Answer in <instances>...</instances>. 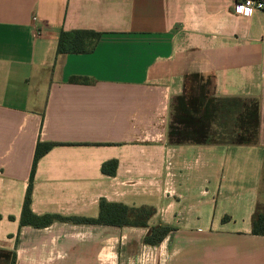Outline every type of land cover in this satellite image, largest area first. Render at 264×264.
<instances>
[{
  "label": "crops",
  "instance_id": "crops-1",
  "mask_svg": "<svg viewBox=\"0 0 264 264\" xmlns=\"http://www.w3.org/2000/svg\"><path fill=\"white\" fill-rule=\"evenodd\" d=\"M238 1L0 0V264H264V11ZM63 31L101 36L59 55ZM193 79L211 85L200 119ZM39 144L31 210L65 219L46 228L21 226ZM102 201L155 214L71 221Z\"/></svg>",
  "mask_w": 264,
  "mask_h": 264
},
{
  "label": "trees",
  "instance_id": "trees-1",
  "mask_svg": "<svg viewBox=\"0 0 264 264\" xmlns=\"http://www.w3.org/2000/svg\"><path fill=\"white\" fill-rule=\"evenodd\" d=\"M100 36V34L93 31H63L58 40L57 54H85L90 51ZM210 95L211 85L209 83H204L199 79L189 81L186 85L184 97L181 102L182 110L194 119L202 118L204 116L205 106ZM184 117L185 116L182 114L180 119L185 121ZM53 145L54 144H39L37 148L31 181L22 211L21 226L46 228L51 226L55 221L65 220L55 215H45L39 217L34 215L31 210V195L36 165L39 159L46 154L53 147ZM115 167V162L107 163L103 166V172L105 174L113 175L115 174ZM154 214L155 210L153 208H130L124 205L109 204L102 201L100 205V215L97 219H73L71 221L113 227L146 228L149 227V221ZM171 231V228L163 225L153 227L151 234L145 239V242L153 246L159 245ZM253 234L256 236H264V210H261V207L257 210L253 220ZM12 264H15V258Z\"/></svg>",
  "mask_w": 264,
  "mask_h": 264
},
{
  "label": "built area",
  "instance_id": "built-area-1",
  "mask_svg": "<svg viewBox=\"0 0 264 264\" xmlns=\"http://www.w3.org/2000/svg\"><path fill=\"white\" fill-rule=\"evenodd\" d=\"M235 11L238 15L249 17L255 12L264 11V0H240L235 4Z\"/></svg>",
  "mask_w": 264,
  "mask_h": 264
},
{
  "label": "rangeland",
  "instance_id": "rangeland-1",
  "mask_svg": "<svg viewBox=\"0 0 264 264\" xmlns=\"http://www.w3.org/2000/svg\"><path fill=\"white\" fill-rule=\"evenodd\" d=\"M261 210H264V207H261Z\"/></svg>",
  "mask_w": 264,
  "mask_h": 264
}]
</instances>
